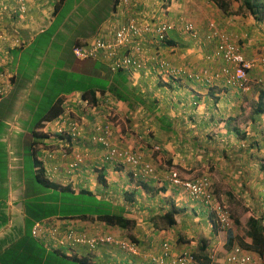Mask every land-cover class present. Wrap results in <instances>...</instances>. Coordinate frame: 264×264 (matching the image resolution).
I'll return each mask as SVG.
<instances>
[{
	"label": "crops",
	"instance_id": "obj_1",
	"mask_svg": "<svg viewBox=\"0 0 264 264\" xmlns=\"http://www.w3.org/2000/svg\"><path fill=\"white\" fill-rule=\"evenodd\" d=\"M64 3L65 2L57 5L58 3L52 4L49 0H0V71L3 70L7 76L12 77L10 85L8 84V88L5 87L6 91L4 94L0 95V97L4 96L3 98H0V123L5 126L7 123H13V127L11 129L3 127V131L6 136L10 135V131L12 133L20 132L21 129L18 128L20 127L18 125L19 118H22L24 113L26 116L23 117V120L30 116L28 112H24L23 105L25 104V101L26 104H28L31 100L29 94L32 92L30 89L34 86V82L27 81L19 77L17 70L19 63L21 62L19 61L21 58L18 55L20 53L18 51L30 48L31 44H33L36 40V37L44 33L51 27V25H53V22H55V16L61 10ZM165 3L170 4L169 6H166V8L168 7L166 10L167 13L164 17L166 21L173 24L178 23L177 19L182 16V19L180 20L181 24L183 21L184 23H191L194 28L198 27L209 36H212L213 32H224L231 37L233 42L239 45L245 57L256 61L249 74V81H251V83L248 85V88L245 89V92L232 85L225 84L223 82V77L209 84H206L203 78H194L195 80H192V83L189 81H185L183 84L174 82L172 83L173 87L168 84L160 90L161 97L159 100H156V106L158 108H171V106H175L177 107V111H180V114L177 116V119H175L171 113H163V110H161L162 113L161 111L159 112L160 115H164L168 121L172 123L173 131L166 132L161 130L154 119V122H152V125H155V141H153V144L160 146L162 149H166L164 151H167L168 156L174 159V157H176L175 151H172L170 143L165 141L169 140V138L167 139V136H164V134H170L174 137V140H176L181 138L180 132H183L186 140L190 138L191 141H193L192 138L196 137V141L199 143L195 144L187 141L186 144H183L185 147V151H183V160L181 159L180 161V159H175L176 161H171V163L177 165L172 168L177 172H180V175L185 178L188 176L183 171L182 162L184 161L186 166H191L192 161H194L193 159H196V157L192 156L205 153L212 144H214L213 147L217 148L214 152L215 154L219 156H221L220 154L222 153L230 154V152H226L229 143L223 142V139L228 136L235 137L237 135H241V138H243L242 135L244 134L243 140H245V138L246 140H250L252 138L255 139V137L258 136H260L259 138L264 139V113H254L259 97L264 96V85L258 86L257 82H252L253 80H259V83H263L264 81V53L259 52L260 47L264 45L263 20H251L247 11L242 12L241 16L237 14L230 15V13H233L232 10H237V2L234 3L236 5H232L231 11L228 15L220 12L216 6L208 0H132L131 2L128 1L127 4L123 3V0H99L94 8H89L85 11V17L83 20L81 19V24L77 23L76 20H73V26H75V28L69 32L68 29L67 32H64L62 28H67V22L72 18V16H66L64 18L63 24L57 28L55 34L59 32L60 35L65 36V39L63 40L62 37L58 35L55 36L54 34V41L60 37V42H57V48H59V50L57 49L54 51L53 59L61 61L63 66H65V71L67 70L70 72L71 68L73 69L77 66V63L71 54V49L75 44L87 43L94 37L99 28L108 26L113 22L121 23L127 18V16L129 17L134 15L139 18L140 22H142L146 15L155 13V15H158L159 19L155 18L152 23L153 25H156L160 19L162 20L159 9L162 11L164 9L163 4ZM76 10L79 11V8ZM208 11L213 12L208 13ZM250 23H252L255 27L253 28ZM249 29L253 30H250V32ZM254 29L257 30L255 31ZM68 34L73 36L72 41H70ZM149 38L153 39L154 37L151 34H145L141 39L139 38V40L144 42L143 48L145 54L150 53V55L155 54L158 57H163L167 50H174L173 48H166L159 45L156 40L154 41V46H151L150 44L147 45ZM169 40L175 41L174 31L169 33ZM206 41H210L207 45V49L209 48L208 50L210 53L212 52V46L210 43H213L214 38L210 39L206 37ZM140 43L142 44L141 41ZM157 47L160 50H158ZM194 51H192V53ZM186 52L190 51L188 50ZM192 53L186 54V57L191 56ZM150 57L152 58V56ZM172 59L173 57H168L167 60L172 61ZM212 59H214V57H212ZM200 60V55L198 54L195 55V57L192 56L190 59V61H192L191 63L194 64V67L198 66L197 69H199L202 65ZM153 62L155 61H151L147 64V67L144 70L145 73H151L150 67L153 68L156 65V63ZM56 64L57 63L51 65L52 67H50V69H40L38 73H35L34 80L38 78L41 80V74L50 73L55 70ZM188 72H191V70H188ZM197 72V74H202L201 70H198ZM214 72L209 71L208 74H213ZM141 78L139 77V80ZM7 83L8 81L6 84ZM0 85L3 86L1 83ZM162 93L165 94L166 98L170 97V95H174L176 97L172 98V101L167 99L165 102L163 100ZM19 95L20 97L18 99H14ZM73 102L74 100H72L69 107L66 108V111L70 110L71 113L69 114L67 111V116L74 118L77 121L78 126H76V128L77 131L79 130L78 133L80 134V131H82L83 128L92 130V127H94L93 125L97 124L96 121L99 120V117L97 119V116H94V114L98 115L100 110L98 109L97 111L95 109H91V107L86 108L81 104H73ZM109 104L116 112L120 111L118 112L119 117L126 113L122 111V105L126 106L122 102L109 99ZM262 104L264 106V98L262 100ZM9 108L11 111L8 112ZM20 109L21 112H19ZM126 109L127 111H130L128 106H126ZM72 110L75 111V117L72 116ZM10 114L13 115L11 116ZM15 115H18L19 117L17 116V119H15ZM10 118L12 119L10 120ZM59 122V119L56 118L48 122L43 128L35 129V132L45 134L48 138L43 141H36L35 138L32 137V140L29 142V149L27 148V150H29L27 155L32 153L31 148L33 150L35 149V151L38 150L44 164L46 177L56 184L62 186L71 184L76 188H83L91 191L93 194H97L96 191L100 190L98 193L103 192L104 194L106 193L105 195L109 196V193L115 194L118 190H121L122 186L118 181L109 183L105 180L107 184L106 187H102V185L98 183V176L100 173L104 171L101 175H103L104 179H107V177L112 175L113 172L116 173L117 169L115 165L106 163L102 158V154L98 155V153L94 151L93 145L91 148L93 151L91 152L87 149H82V147L78 148L76 144L74 145L75 150L73 152L65 155H62L61 152H59V149L56 148L58 139L55 134L60 130H63L65 127L62 122L61 124ZM181 122L185 123L184 126H181ZM116 128L117 127H114V129ZM114 129L112 141L114 143H118V140H116L118 137L117 132H115ZM121 132L128 137L129 134L124 129H122ZM1 138L4 140L6 137L2 135L0 136V139ZM10 138H13V134ZM219 138H222L221 141L223 142V146H220L217 143L216 146L214 143V141H217ZM240 141H242V139ZM210 142H212V144H210ZM179 143H181V141H179ZM53 144L54 146H52ZM194 144L195 147L193 146ZM13 145L14 152L11 154L10 149L8 151L10 172L4 179L0 178V218H5L6 220L5 224L0 227V254L9 246V244L15 241L16 238L22 234L25 223V214L22 204L25 197L22 194V190L24 191L26 189L27 182L25 181L22 173L24 172V167L23 160L21 158V156L24 155L25 148L24 143L21 147L18 142ZM187 145L188 147H186ZM86 146L88 148L90 147L89 144ZM260 147L264 149V146ZM11 155H14V157H10ZM79 156L83 158L82 162L77 163V166L81 164L80 172L76 174L74 172L71 173L68 165L74 158ZM201 165H203V163L199 160L198 166ZM179 167H181V169ZM192 168L193 167L191 166L190 169ZM30 169L33 173L34 167L32 160ZM95 172L97 173L96 176ZM128 173L129 172H127V174ZM119 174V176L128 181L129 175L125 177L122 171H119ZM81 179H84V181H81ZM152 182L153 181H150V183ZM129 184H131V187L125 191L131 195L130 193L133 191V183L129 182ZM166 186L167 183L163 185V187L158 188H166ZM104 188L107 190L104 191ZM139 189L136 191V194L133 193L136 198H129V203L131 202L132 205H135L133 206L135 209L138 208L137 214L135 213V210L126 213L125 216L132 219L135 222V225L140 227L138 228V231L141 235H143V233L147 234L145 241L148 244H145L143 249H140V251L144 252V248H146V251L149 253H154L155 249H157L156 247L159 245H157L156 242V232L152 231H156L154 227L157 226L152 223L150 229L144 231L145 227H143L144 225L141 221H148V218L150 219L155 215L163 214L166 209L171 208L172 203L175 207H177L178 204L176 201L178 202V200L174 198H147L149 192ZM1 191L3 193H1ZM17 191H19V195L15 197V193ZM96 196L97 198H100V195ZM125 196L127 195L122 194L123 198H121V200L124 201L122 203L123 205L127 202L125 199H128L124 198ZM138 196H141L142 198H138ZM18 205L19 208H17ZM158 208L160 209L158 210ZM182 218L184 217L182 216ZM184 220L186 221V218H184ZM85 224L86 222H81V224H77V226H84ZM164 232L166 231L162 230L159 234L161 235ZM142 239L144 240L143 237ZM153 241H155V244H153ZM120 258L119 264H133L127 255L122 254ZM216 261L218 262L219 260ZM135 264L144 263L141 258H137Z\"/></svg>",
	"mask_w": 264,
	"mask_h": 264
},
{
	"label": "rangeland",
	"instance_id": "obj_2",
	"mask_svg": "<svg viewBox=\"0 0 264 264\" xmlns=\"http://www.w3.org/2000/svg\"><path fill=\"white\" fill-rule=\"evenodd\" d=\"M99 0H65L64 5L62 6L61 10L57 13L55 16V22L53 23V28L50 33H54L57 30V28L63 24L64 18L66 16H72V18L67 22V28H62L64 32L71 31L72 29L75 28L73 26V20H76L77 23L81 24V19H84V13L86 10L89 8H94L96 3ZM131 2L132 0H128ZM228 2L231 3V5H236L234 0H227ZM79 8V11L76 9ZM168 7L164 8L162 11L167 10ZM160 15H163V12L159 9ZM234 11V10H232ZM213 11H208V13H212ZM221 12V11H220ZM223 13V12H222ZM224 14V13H223ZM249 14V13H248ZM154 16L155 13H154ZM158 16V15H157ZM249 18L253 21L254 18L251 17L249 14ZM182 16L179 17L178 23H175L177 26V30L174 31L175 35V42L176 46H174V51H166L164 53L163 57H158V59H161L165 61L169 66L172 68H176L177 70H186V74H182V78H169L168 77V67H160L152 68L150 67V72H139L138 70L128 72V77L130 79V82L133 86L138 87L141 92L143 90L144 94L146 95V98L150 99L151 101H156L159 100L161 97L160 90L162 87H165L168 83L171 87H173L172 82H177L178 84H183L185 81H189L192 83V80H195L194 76H198L199 78H203L202 74H197L198 70H202V73H204L207 69L212 72H216L220 67L221 63L218 61H212L211 63L208 62V58H204L205 56H209L211 52L209 53V48L207 49L208 43L211 41H206L207 38H212L215 36H209L201 31L198 27H195L193 31L198 32L197 37H191V35H183V28L182 25L184 21L181 24ZM150 19H148L149 21ZM116 22H113L114 24ZM118 23V22H117ZM251 26L254 28L255 26L250 23ZM174 27V26H173ZM216 27V26H215ZM214 27V29H215ZM217 28V27H216ZM263 28V27H261ZM183 29V30H182ZM253 30V29H249ZM255 31L257 29H254ZM254 31V32H255ZM251 32V31H250ZM57 32L55 34L62 37V39H65L64 35H60V33ZM169 34V33H168ZM220 34H223L225 36H228L226 33L222 32ZM97 35V34H95ZM70 41H72L71 35H69ZM60 37L57 38V40L54 41L52 39V45L49 47L48 45V51L47 53H44V48L39 49L35 46L33 48H28V49H22L18 55L21 58V62L19 63L18 66V73L19 77L27 80V81H33L34 86L30 89L32 92L29 94L30 95V102L28 104L23 105L24 107V112H28L30 116L27 117V119L23 120V117L26 116L24 113L22 118H19V126L20 132L12 133L10 131V135L5 134L3 131V127L11 129L13 127V123H7V125H3L0 123V136L4 135L6 137L4 140L1 138L0 139V178L4 179L6 175L9 174L10 169H9V159H8V151L10 149L11 154L14 152L13 147L14 143L18 142L20 144V147L24 143V155L21 156L23 160V167H24V172L23 176L25 178V181L29 182V177L32 176V170L31 168V159L30 155H27L29 150V142L32 140L34 130L36 129V124L37 120L39 117H41L43 114H45V109L48 105V98L47 96H52L54 94H58L54 90L52 91L51 88L48 90H42L40 88L43 83L45 84V79L40 80L39 78L34 80L35 73H38L40 69L43 68H48V65L46 66V63L49 65H53L54 63H57L55 66V70L60 71V70H65L62 62H58V60L53 59L54 58V46L57 48V42H60ZM43 39V38H42ZM41 41V40H40ZM39 41V43H40ZM155 39L149 38L147 41V45L154 46ZM53 42L54 43L53 45ZM233 42V41H232ZM38 43V44H39ZM50 43V44H51ZM235 43V42H233ZM212 48H215V42L210 43ZM210 46V47H211ZM259 46V45H258ZM159 47V46H158ZM157 47V48H158ZM163 47H165L163 45ZM160 48V47H159ZM158 48V50H160ZM205 48V49H204ZM264 49V46H262L261 50ZM190 52H186V51ZM195 50V51H194ZM192 51H194L192 53ZM261 52V51H259ZM192 53L191 56H187L186 54ZM206 55H205V54ZM209 53V54H207ZM262 53V52H261ZM200 55V62H202V65L200 66L199 69L198 66L194 67V64L191 63L190 61L191 57L195 55ZM150 53L145 54L144 58H149L150 56H155V54L150 55ZM159 55V53H158ZM168 55V56H166ZM174 55V56H171ZM168 57H173L172 61L167 60ZM143 58V59H144ZM166 58V59H165ZM198 59V58H197ZM189 60V61H188ZM160 61V60H159ZM45 64V65H44ZM188 70H191V72H188ZM67 71V70H66ZM155 71V72H153ZM193 71V72H192ZM3 72V70H1ZM142 74V78H141ZM42 75V74H41ZM167 77H166V76ZM207 75V74H206ZM141 78L139 80V77ZM37 78V77H36ZM172 81V82H171ZM252 82H257L258 86L264 85L263 83H259L258 80H253ZM251 81H248L247 84L249 85ZM141 86H140V85ZM168 86V87H170ZM163 95V100L166 102L167 99H170L172 101V98H175L176 96L170 95V97L166 98L165 94L162 93ZM8 96V95H7ZM20 97L17 96L14 99H18ZM157 102V101H156ZM123 107V112H126L123 114L121 117H119L118 112L115 110L113 111L114 113L111 114L110 117H108V113L106 109L101 110L100 113L94 114V116H97L99 118H102L100 120H97L96 123H100V121H105V117L109 118V124L111 126L112 134H113V129L114 127H117L114 129L115 132H117V139L118 143H114L111 141L112 146H117L120 149H130L134 154L139 156L141 159V163L148 165L152 172L150 173L151 175H147V178H143L144 180L150 182V188L151 191L148 193L147 198H174L177 199L178 202L176 201L177 208L180 211V216H183L186 218V223L185 227L186 230L182 231L181 228H175V230L172 232L170 229L171 228H164L165 225L158 221L157 224H155L157 227H154L156 231L155 237L157 239V249H155V252L149 253L148 251L141 252L139 250H135L132 252L135 254L136 257L141 258L144 264H177V260L185 255V253H192L195 254L197 253V242L199 238H211L210 237V224L208 223L207 215L208 214H213L214 217L217 218V212L218 215L225 212L228 215V222L227 225L223 228H220L219 233L217 234L216 237L212 238L209 247H208V253L210 255V258H212V262L210 264H225L223 259L225 255L226 248L224 247V244L226 242V233L227 230H231L233 232V235L235 237L234 239V244L235 247L242 249L243 251L247 253H251L252 251H248L240 246V241L246 243L250 242V240L246 237V233L248 232V227H247V220L253 216L255 218H259L261 220L262 225L264 226V174L261 172L259 166L261 165V162L264 159V149H262L260 146H264V139L255 137L250 139V140H243L241 138V135L237 136H228L227 138L223 139V142H228L229 145L227 146L226 152H230V154H224L223 156H219L215 154V150H217L216 147H213L214 144H212L205 153H200L199 155H194L192 157H196V159H193L191 166L193 167L190 169L191 166H186L185 162H182L183 165V171L187 174L188 177H185L181 179H186V180H194L199 177L205 176L209 179L211 183V188L210 191L212 192V198L213 201L209 206H206L201 197L198 199H191L192 197L184 192L181 188L173 187L171 186L170 178L172 175H178V172L173 169L172 167H175L177 165H174L171 163V161H176L175 159H181L183 160V151H185V147L183 146V143L186 141H190L191 143L199 144L196 140V137H193L191 139L189 138L188 140L185 139V135L183 132H180V137L179 139L174 140V137L170 134H164V136H167L166 138L169 140L167 143H170V147H172V151H175L176 157L172 159L170 156H168L167 151H164L166 149H162L160 146L153 144L154 140V128L155 125H152V122H154V117L155 115L149 114L144 110L142 106L135 107L134 109H130V111H127L126 106L122 105ZM22 110V111H23ZM163 110V113L167 114H173V117L177 119V116H179L180 111H177V107L171 106V108L164 107V108H159V111ZM11 111L9 108L8 112ZM68 112H71L70 110H67ZM73 111V110H72ZM21 112V109L20 111ZM80 112V110H79ZM158 112V111H157ZM162 113V111H161ZM20 114V113H19ZM5 115V114H4ZM8 115V114H7ZM11 116L13 114H10ZM115 115V116H114ZM15 119H17L18 115H15ZM73 116L75 117V111H73ZM104 116V118H103ZM19 117V116H18ZM12 118H10L11 120ZM124 120V121H123ZM102 122V123H103ZM182 125L184 126L185 123L181 122ZM24 132H23V130ZM124 129L129 135L128 137L122 134L121 130ZM38 134V132H36ZM13 134V138H10ZM32 135V136H31ZM261 135V134H260ZM25 137V139H24ZM35 138V137H33ZM222 138H219L217 141H214V143L223 146V142L221 141ZM242 139V141H240ZM254 140V141H252ZM41 141V140H38ZM43 141V140H42ZM181 141V143H179ZM45 142V141H44ZM46 143V142H45ZM128 143V144H127ZM172 143V144H171ZM216 144V146H217ZM84 145H87L86 143ZM10 146V147H9ZM54 146V144L52 145ZM95 146V145H94ZM19 147V148H20ZM188 147V145L186 146ZM259 147V148H258ZM53 148V147H52ZM78 148H81V146H78ZM95 148V147H94ZM193 148V147H192ZM199 148V147H198ZM97 147L95 148V150ZM53 150V149H52ZM234 150V151H233ZM211 153V156H210ZM101 155L102 152H98V155ZM10 157H14V155H11ZM75 162H70L69 164L75 165V163H80L82 162L83 158L82 157H76ZM201 160L203 165L198 166V161ZM29 166H28V165ZM80 165L79 164L76 168L72 169L70 171L71 173H78L80 172ZM116 166L117 172H113L112 175L108 176L106 181L109 183L113 182H120V185L122 186L121 190H118L115 194L114 193H109V196H107L113 203H117L118 201L121 200L122 194L124 195V192L126 189H128L131 184L130 178H128V181L125 180L123 177L119 176V171H122L124 176L127 177L129 173L127 174L128 170L131 168L130 166H127V163L124 165H120L119 163L114 164ZM69 167V165H68ZM172 168V169H171ZM181 169V167H179ZM186 168V169H185ZM99 171V170H98ZM116 171V170H115ZM182 171V170H181ZM66 173V172H65ZM97 173L95 172V176ZM51 176V175H50ZM149 176V177H148ZM141 178V177H138ZM138 178H131L133 181L132 185H137V181L140 179ZM136 179V180H135ZM142 179V178H141ZM81 181H84V179H81ZM96 181V178H95ZM167 183L165 191H157L156 189L158 187H163ZM139 186V185H137ZM79 187V186H77ZM170 187V188H169ZM125 188V189H124ZM139 189L137 187L135 190ZM106 191L107 189H103ZM142 190V189H139ZM100 190L96 191L97 194L95 195H100V198L106 197V193L102 194V192L98 193ZM168 191V192H167ZM21 193V192H20ZM22 194L25 197L26 191L22 190ZM19 195V191L15 193V197ZM39 196V195H38ZM31 198V197H30ZM33 198V197H32ZM132 198H136V196H132ZM138 198H142L141 196H138ZM19 208V205L17 206ZM160 208H158L159 210ZM196 209V211H195ZM138 208L136 209L135 213L137 214ZM149 219V218H148ZM218 220V218H217ZM150 220L147 221H141V223L145 227L144 231H147L150 229L152 226V222H149ZM140 223V221H139ZM77 224H81L77 222ZM93 221H86L85 227V237H78L74 235V241L78 242H91L93 239H103L105 242H111V241H125L124 240H117L121 239V233L119 230L116 228H108V227H101L104 226L103 223L95 226L92 225ZM139 226H136L135 231L137 234L140 235V237L144 238L146 240L147 234L141 235V233L138 231ZM153 229V230H155ZM166 231L163 234H159L160 231ZM92 231V233H91ZM169 232V234H168ZM187 233V234H186ZM109 234V235H105ZM127 234H129L127 232ZM126 234V235H127ZM166 234V235H165ZM93 235H97L94 237ZM108 236V237H107ZM160 236V237H159ZM177 236L186 240L184 242L185 245L177 246ZM120 237V238H119ZM162 238L163 240H161ZM168 238V239H167ZM109 241H106V240ZM169 240V242H172V247L168 246L169 249V256H167V259H162L160 256L161 250H160V243L165 242ZM73 241V242H74ZM127 244L126 242H124ZM89 244V243H87ZM153 244H155V241H153ZM155 247V246H154ZM183 249V251H182ZM231 250V248H230ZM95 251V250H94ZM92 251L93 256L98 255V251L94 253ZM183 252V253H182ZM71 252H69L70 254ZM253 253V252H252ZM255 254V253H253ZM140 255V256H139ZM162 259V260H161ZM130 260V258H129ZM216 260H219L218 262ZM110 263V262H108ZM195 264H202V262H196ZM262 264H264V261L262 260Z\"/></svg>",
	"mask_w": 264,
	"mask_h": 264
},
{
	"label": "trees",
	"instance_id": "obj_3",
	"mask_svg": "<svg viewBox=\"0 0 264 264\" xmlns=\"http://www.w3.org/2000/svg\"><path fill=\"white\" fill-rule=\"evenodd\" d=\"M49 1L52 4L58 3L57 5L64 2V0H56L54 2L51 0ZM208 1L213 3L219 11L229 15L232 8L230 2L227 0ZM235 1L238 3L237 10L232 11L233 13H230V15L237 14L241 16L242 12L247 11L250 15L254 16L256 20H262L264 16V0ZM52 28L53 25H51V27L44 33L38 35L34 43L31 44L30 48H33V46L39 49L44 48V52L42 54L47 53L48 46L51 47L52 39H54V30L53 33H50ZM227 37L232 42L231 37ZM214 39H218V36L216 35ZM161 41L167 46H176V42L174 40L163 39ZM233 44H235L239 48L240 52H242L238 44ZM77 45L82 44L78 43L74 46ZM57 49L59 50V48H54L53 51H56ZM212 55L213 54H210L204 58L209 59ZM74 60L76 61L77 66L73 69L71 68L70 72L65 70H53L52 72L44 73L41 76L42 81L45 79V84L43 83L40 88H42V90H48L51 88L52 91L56 90L55 92L58 94H54L51 97L47 96L48 105L45 109V114L39 117L35 127L36 129H41L48 122L56 118L59 119L60 124L62 122L65 125L63 130L55 134L58 139L56 148L59 149V152H61L62 155L73 152L75 150V144L76 146H81L82 149H87L90 152L93 151V149H91L93 145V147H97L96 150L94 148V151L97 153L102 152L105 148L101 142L93 140V136L96 133L93 127L92 130L83 128L84 131H80V134L78 131H72V128L78 125L74 118L67 116L66 108L69 107L70 104L64 102V97H71L76 92L81 94V103L86 102L97 109L101 108L99 106L100 102L103 106L108 99L122 102L130 109L142 106L146 112L155 115L154 118L157 122L156 124H158L161 130L166 132L173 131L172 123L169 122L164 115L159 114V108L156 106L157 102L146 98V95L141 92L139 88L131 84L128 73L124 70V68L119 66L115 70L112 69V65L115 67L119 64L118 62L111 63V60L107 63L96 60L81 61L75 57ZM215 60L218 61L216 57L207 61L211 63ZM58 62L61 61L58 60ZM220 63V68H229L225 65L224 60H221ZM47 65L48 69L52 67L46 63V66ZM202 71L203 69L201 72ZM207 72H209L208 69L205 74L202 73V76L207 78ZM206 84L209 83L206 82ZM263 98L264 96L259 97L254 113H264V106L262 104ZM102 122L103 121L97 123L102 126H106L105 122ZM242 136L244 137V134ZM33 137H35L36 141H42L48 138L47 135L42 133L37 134L36 132H34ZM85 143L89 144L90 147L88 148L84 145ZM210 144H212V142H210ZM193 146L195 147V144ZM32 150L33 149L31 148V160L34 172L31 177L28 176L29 182L26 181V194L22 202L25 214L24 229L22 234H20L15 241L9 244V246L1 252L0 264H108V262H110V264H119V259H121L120 257L122 254L127 255L131 262L135 264L138 257H136L128 247L123 246L124 242H126L129 247H133L135 250L143 249L144 245L148 243L143 240L139 234H137L138 232L136 233L135 222L132 219L127 218L125 214L136 210L133 207L135 205H132L131 202L129 203V198H132L131 195L134 196L133 193H137L136 191L138 189L135 190L137 187L149 192L151 191L150 182L143 179L147 178L146 174H143L140 168H130L128 171L130 182H133L131 180L133 177H141L142 179L138 178L140 181H137V185L139 186H137L136 183L135 185H132L133 191L130 193L131 195H129L128 192H124V195H127L124 198H128L125 199L127 202H125L124 205L122 204L124 202L123 200L113 204V202L107 198V195L106 197L97 198L95 194L86 189H79L71 184L62 186L50 181L46 177L44 164L38 150ZM220 155L224 154L222 153ZM262 161H264V159ZM259 168L264 174V162H261ZM103 173L104 171L98 176V183L102 185V187H106V181L103 175H101ZM178 176L182 178L180 172H178ZM156 190L165 191V189L162 188H157ZM1 193L3 192L1 191ZM207 219L210 224L209 228L211 238H199L196 244L198 249L197 253H191L190 255V257L194 260V263L202 262V264H210L212 262V258H210L208 253L209 243L212 238L217 236L220 228L222 227L213 214H208ZM148 220H150L149 222H152L153 224H157L158 221H160L166 228H171V231L173 229L175 230L177 227H182V231L187 228L184 226L186 223L184 218L180 216V211L173 203L171 208L166 209L163 214L155 215L153 218ZM86 221H93L92 225L95 226L103 223L104 226L101 227L116 228L121 233V239L117 240L125 239V241L114 240L111 242H100L97 240L93 245H90V243L73 242L72 238H74L73 235L75 234V236L80 238L85 237V226H77V222L81 223ZM5 222V218H0V227L5 224ZM36 223L41 225L42 233L37 238H34L31 231ZM247 227L248 232L246 233V237L250 240V242L244 243L240 241V246L248 251L251 250L253 253L259 255L264 261V226L259 218L251 216L247 220ZM127 232L129 234H127ZM93 236L96 237L97 235ZM234 239L235 237L233 232L231 230H227L226 242L224 244L226 251L224 253L229 252L230 248H233ZM184 242H186V240L177 236V246L185 245ZM172 244L173 243L169 242V240L160 243V255H163L165 252L168 253V246L172 247ZM92 251H94V253L98 251V255L93 256V254H91L93 253ZM144 251H146V248H144ZM69 252L71 253L69 254Z\"/></svg>",
	"mask_w": 264,
	"mask_h": 264
},
{
	"label": "built area",
	"instance_id": "obj_4",
	"mask_svg": "<svg viewBox=\"0 0 264 264\" xmlns=\"http://www.w3.org/2000/svg\"><path fill=\"white\" fill-rule=\"evenodd\" d=\"M51 1L54 2L56 0ZM123 3L127 4L128 0H123ZM150 19H152V17ZM167 28L168 26L163 22H159L156 26H153L152 23L147 20V16L144 17L142 22H140L139 18L134 15L127 16L123 22L114 23L105 29H101L97 34L98 36L89 42L74 46L72 53L76 59L81 61L98 59L108 62L111 60V63L118 62L119 64L115 67L112 65L113 70L119 66L124 69L136 70L141 68L143 64L142 60L138 58V55L135 56V54L140 51V41L142 42V40H139V38L141 39L145 34H151L156 41L161 42L165 37V31ZM185 29L187 32H192L193 37L196 36V32L192 31L193 27L191 25L188 24ZM122 49H127L128 54L120 56ZM214 56L224 60L226 66L229 67L222 69L223 75L227 77V83L238 88H243L248 80V72L254 66V61L245 58L239 48L223 34L218 36ZM172 72L173 70L170 71L171 74H173ZM6 78L8 77L0 74V82ZM4 91L5 87L0 85V94L4 93ZM76 129V127L72 128L73 131ZM94 130L96 133L93 136V140L101 142L104 147L107 148V159L109 161L118 162L123 165L127 163V166H130L132 169L140 168L141 172L146 174V176L152 172L151 168L148 165L142 164L139 156L134 154L130 149H120L117 146H112V144H110L109 137L111 132L109 126L98 125ZM72 166L73 165H71V167ZM169 180L171 186L181 188L192 197L191 199H198L201 197L206 206H209L212 203L213 198L212 192L210 191L211 183L207 177L202 176L194 180H183L174 174ZM218 213L219 212H217L218 222L223 228L227 225L228 215L225 212L219 215ZM41 233L42 227L39 223H36L32 228L31 234L34 238H37ZM72 239L74 241V238ZM97 240L98 239H93L91 242L89 241L87 243L93 245ZM99 241L104 242L105 240L100 239ZM106 241L109 240L107 239ZM123 246L128 247L131 252H134L133 247H129L125 243ZM167 256L168 253L165 252L163 258ZM189 261H191V257L179 258L177 260L178 264H187ZM224 263L262 264V259L257 255L247 253L234 246L226 253Z\"/></svg>",
	"mask_w": 264,
	"mask_h": 264
},
{
	"label": "clouds",
	"instance_id": "obj_5",
	"mask_svg": "<svg viewBox=\"0 0 264 264\" xmlns=\"http://www.w3.org/2000/svg\"><path fill=\"white\" fill-rule=\"evenodd\" d=\"M170 4L169 3H165V4H163V6H164V8L166 7V6H169ZM163 12V11H162ZM166 13H167V11L166 10H164V12H163V17L161 16V18H162V20L160 19L158 22H157V24L159 23V22H163V23H165L167 26H168V28L166 29V31H165V37H164V39H167V40H169V34L168 33H170L171 31H175V30H177V26H176V24L174 23H170V22H168V21H166L165 20V15H166ZM147 16V20L148 19H150L151 17H152V19H150L149 21H150V23H152V21L155 19V18H157V19H159L158 18V16L156 15V16H154V13H151V14H148V15H146ZM251 17L252 18H254V20H256L255 19V17L254 16H252L251 15ZM262 20H263V23H264V16H263V18H262ZM191 25L192 26V24L191 23H188V22H185V23H183V25H182V28L184 29H182L183 30V35H191V37H193V34H192V32H187L186 31V29H185V27L187 26V25ZM110 25H112V23L110 24ZM152 25H153V23H152ZM153 26H156V25H153ZM174 26V27H173ZM108 26H105V27H103V28H101V29H105V28H107ZM193 27V26H192ZM99 30H100V28H99ZM99 30L97 31V33L96 34H98V32H99ZM193 30H194V27H193ZM192 30V31H193ZM178 31V30H177ZM194 32H196V31H194ZM197 35H198V32H196V36L195 37H197ZM219 36V35H222V34H220V33H216V32H213V36ZM96 36H98V35H94V37L93 38H95ZM154 37V36H153ZM92 38V39H93ZM212 38H214V37H212ZM92 39H90V40H92ZM155 39V38H154ZM89 40V41H90ZM88 41V42H89ZM214 41L216 42V46H217V42H218V39H214ZM159 45H161V46H165L166 48H174V46H172V47H170V46H167V45H165L164 43H162V41L161 42H158V41H156ZM141 44V43H140ZM143 46H144V42L142 41V44L140 45V51L139 52H137L136 54H135V56L136 55H138V58H140L141 60H142V67L141 68H139V69H136V70H138L139 72H145L144 70L146 69V67H147V64L149 63V62H151V61H155V62H153V63H156V65L154 66V68H156V69H158L159 68V65H160V67H165V66H167L168 67V77L171 79V78H182V74H186V70H177L176 68H172L171 66H169L165 61H163V60H161L160 59V61H159V59H158V56L157 55H155V56H152V58L151 57H149V58H144V57H142V56H144L145 55V53H144V48H143ZM216 46H215V48H216ZM262 46H264V45H262ZM262 46L260 47V51L262 52V53H264V49L263 50H261V48H262ZM215 48H213L212 49V52H211V54H213L212 55V57H214L215 58V56H214V52H215ZM72 49H73V47H72ZM72 49H71V54H72V56H73V53H72ZM174 51V50H173ZM242 53V52H241ZM128 54V51H127V49H122L121 50V52H120V56H125V55H127ZM243 54V53H242ZM244 55V54H243ZM212 57L211 58H209L210 60L212 59ZM73 58H74V56H73ZM144 58V59H143ZM217 59H218V61H220V58L219 57H216ZM246 58V57H245ZM90 60H96V61H103L104 63H107L108 61H105V60H98V59H88V60H84V61H90ZM251 60H253L254 61V65H255V63H256V61L254 60V59H251ZM221 62V61H220ZM226 65V64H225ZM254 67V66H253ZM253 67L249 70V72H248V80H247V82L249 81V74H250V71L253 69ZM222 69L223 68H219L216 72H214L213 74H208V72H207V78H205V77H203V80H204V82L206 83V82H208V83H212V82H214V81H216L217 79L219 80L221 77H223V82L225 83V84H227V85H230V84H228L227 83V77L226 76H224L223 75V73H222ZM126 72L127 71H129L130 70V72H132V71H136V70H133V69H124ZM171 70H173V74H176V75H173V74H171L170 73V71ZM128 73V72H127ZM206 73V71L204 72V74ZM0 74H2V75H5V76H7L4 72H1L0 71ZM166 76V75H165ZM8 78H6L5 80H2L0 83L1 84H3V86L4 87H7L8 88V84L10 85V81H11V79H12V77H10V76H7ZM167 77V76H166ZM195 79H199V77L198 76H195ZM8 81V83L6 84V82ZM172 82V81H171ZM258 82H259V80H258ZM173 83V82H172ZM169 84V83H168ZM167 84V85H168ZM166 85V86H167ZM233 86V85H232ZM234 87H236V86H234ZM138 88V87H137ZM236 88H238V87H236ZM246 88H248V84L246 83L245 84V86L243 87V88H239V89H241L243 92H245V89ZM5 91H6V88H5ZM4 91V92H5ZM143 92V91H142ZM7 93V92H6ZM144 93V92H143ZM2 94H4V93H2ZM2 94H0V95H2ZM6 95V94H5ZM81 96V94L80 93H75L73 96H71V97H64L65 98V100H64V102L65 103H67V104H71V102H72V100H74V102H73V104H75V103H77V104H81L82 106H84V107H86V108H88V107H91V109H95V110H97L98 111V109L96 108V107H94V106H91L90 104H88V103H86V102H83V103H81V100H80V97ZM4 97V96H3ZM3 97H0V98H3ZM114 101V100H113ZM99 106H102V104H101V102L99 103ZM103 109H106V111H107V113H108V117H110L111 116V114L112 113H114L113 111H114V108L109 104V99L105 102V105H103L101 108H99V110H100V112H101V110H103ZM99 112V113H100ZM69 114L71 113V112H68ZM72 116H73V112H72ZM115 116V115H114ZM108 117H105L104 118V116H103V118L105 119V125L106 126H109L110 127V132H111V134H110V137H109V141H110V144H111V141H112V130H111V126H110V124H109V118ZM100 119H102V118H100ZM98 125H100V124H95L94 125V127H93V129L96 127V126H98ZM61 131V130H60ZM73 131V130H72ZM75 131H77V129L75 130ZM79 131V130H78ZM107 155H108V151H107V148L105 147L104 148V150H103V152H102V158H103V160L106 162V163H108V164H112V165H114V164H117L118 162H113V161H109L108 159H107ZM74 160V162L77 160L76 158H74L73 159ZM73 160L71 161V162H73ZM120 165H123V164H121V163H119ZM77 166V163H75V165H73L72 167H71V164H69V169H70V171L72 170V169H74L75 167ZM68 173H70V172H68ZM151 174H149V176H150ZM148 176V177H149ZM178 176V175H177ZM179 177V176H178ZM180 178V177H179ZM183 180H186V179H183ZM235 246V244L233 245V247ZM242 250V249H241ZM169 252V251H168ZM251 254H253L252 252H251ZM190 255H191V252L190 253H185V255H183V256H181L180 258H184V257H190ZM225 255H226V253H225ZM225 255H224V259H223V261L225 260ZM254 255H257V254H254ZM168 256H169V253H168ZM258 257H260L259 255H257ZM162 259H167V257H165V258H163V255H161L160 256ZM177 264H178V262H177ZM187 264H195L194 263V260L191 258V261H189V263H187Z\"/></svg>",
	"mask_w": 264,
	"mask_h": 264
}]
</instances>
